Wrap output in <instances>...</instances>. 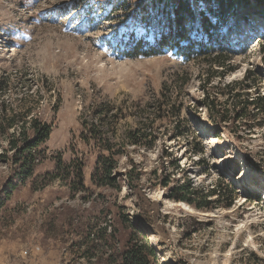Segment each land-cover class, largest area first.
<instances>
[{"label":"rangeland","instance_id":"374dc122","mask_svg":"<svg viewBox=\"0 0 264 264\" xmlns=\"http://www.w3.org/2000/svg\"><path fill=\"white\" fill-rule=\"evenodd\" d=\"M143 1L0 0V101L51 126L23 181L0 138V264H122L134 232L156 264H264V113L220 124L204 102L248 70L264 95V0L234 8L222 29L233 70L207 86L200 60L121 51ZM98 136L118 152L115 186L93 178ZM219 180L227 193L209 207L171 196Z\"/></svg>","mask_w":264,"mask_h":264},{"label":"trees","instance_id":"16d2710c","mask_svg":"<svg viewBox=\"0 0 264 264\" xmlns=\"http://www.w3.org/2000/svg\"><path fill=\"white\" fill-rule=\"evenodd\" d=\"M243 0H144L138 7L135 19L130 22L132 29L125 37L122 52L127 55H152L171 51L186 60L197 59L207 66L205 73H201L203 85L207 86L214 78L221 81L225 75L233 70L231 58L233 52L227 50L231 43L223 34L222 29L228 23L231 13ZM264 53V52H263ZM255 73L248 70L241 80H235L223 85L226 89L224 101L218 99L219 94L214 92L213 99L209 90H205V106L211 118L216 117L218 123L229 120L235 122L245 117L257 119V114L264 113V95L258 91L252 95L249 89L256 90ZM187 78L178 79L180 85ZM205 88V87H204ZM219 88V87H218ZM223 90V89H222ZM231 107H227V105ZM109 106L101 104L99 112L108 111ZM256 109V113L251 110ZM26 111H16L3 99L0 101V138L4 137L8 143L7 151H11L13 164L19 180L23 181L30 176L36 159V149L45 141L51 131V126L38 118L26 120ZM102 119V118H101ZM215 120V119H213ZM28 123V125H27ZM257 124V123H256ZM177 129V128H176ZM10 130H12L10 132ZM99 129L93 125V132ZM181 134V132H177ZM131 136H139L140 132H132ZM96 137V136H95ZM195 138V136H193ZM86 142V141H85ZM94 145L106 143L105 153L97 158L93 178H99L103 185L115 186L118 163L115 152L109 140L100 136L93 139ZM198 145V142L195 144ZM197 148L194 152H200ZM130 167L125 171L127 182L135 187L140 179L141 172L136 163L129 159ZM63 168L62 162H58ZM76 176L81 181L83 172L81 165L76 170ZM136 183V184H135ZM167 186L168 182H164ZM188 183L173 189L171 196L186 200L198 208L209 207L211 201L206 198L212 195L221 196L227 193V186L219 182L205 195L197 196V191L189 189ZM10 185L7 195L13 189ZM119 188L118 186H116ZM229 191V190H228ZM231 200L227 203L229 205ZM121 248L122 264H156L153 249L139 238L136 232L125 239Z\"/></svg>","mask_w":264,"mask_h":264}]
</instances>
